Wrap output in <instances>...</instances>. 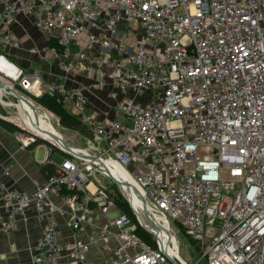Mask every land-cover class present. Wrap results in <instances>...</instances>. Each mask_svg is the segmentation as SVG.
Wrapping results in <instances>:
<instances>
[{"label":"built area","instance_id":"2783aa9c","mask_svg":"<svg viewBox=\"0 0 264 264\" xmlns=\"http://www.w3.org/2000/svg\"><path fill=\"white\" fill-rule=\"evenodd\" d=\"M21 18L31 19L47 44L44 55L61 59L68 79L91 71L96 86L108 88L115 117L102 122L87 113V88L46 85L17 66L23 90L34 82L36 97L72 102L91 137L80 152L59 146L70 156L60 164L48 148L46 163L57 174L32 192L0 183L6 216L0 215V232L11 241L17 224L36 212L43 228L33 264L84 262L98 240L110 237L120 264H189L172 223L204 251L207 264H264V0H0V60H9L2 54L8 49L23 48L14 31ZM53 42L61 52L49 48ZM37 139L25 129L17 135L23 147ZM104 160L141 187L156 218L152 224L143 216L152 230L133 214L154 244L123 212L112 219L113 231L68 241L46 216V209L63 211L50 203L57 196L76 232L92 205L104 217L117 211L96 178L101 173L113 181Z\"/></svg>","mask_w":264,"mask_h":264},{"label":"crops","instance_id":"0c3cea01","mask_svg":"<svg viewBox=\"0 0 264 264\" xmlns=\"http://www.w3.org/2000/svg\"><path fill=\"white\" fill-rule=\"evenodd\" d=\"M14 28L17 38L19 39L20 43L23 44V48L17 51L8 49L7 53L11 55L10 58L14 60L11 62H14L16 65L14 63L13 64L16 67L19 65V67L24 70L27 76L32 74L40 76L42 82L46 85L60 83L64 86H67L69 89H80L82 87L87 88L86 93L88 94L89 98L87 113L94 115L102 122L108 119H113L115 117V103L109 98L110 92L108 88L97 87V80L93 78L94 75L91 71L82 73V76L76 80H72L71 78L68 79V77L64 75L62 71L61 59H52L49 58V56L44 55L47 54V52L42 49H45V47H47V44L44 41V38H41L38 30L33 27L31 19L21 18L20 24L16 25ZM49 46L50 49H53L54 47L51 46V44H49ZM33 48H37L38 50H40L42 55H31L29 50ZM33 62L34 64L39 63L41 65L38 71L31 69L33 66ZM37 98H39V96ZM0 104L2 103L0 102ZM64 107L67 108L69 113H72V102L66 105L64 104ZM40 109L50 121L51 117L49 116V114L46 113L42 108ZM54 117H56L57 123L59 124L57 116L54 115ZM19 121L22 125H25L22 123L20 116ZM54 130H56V132L59 133L63 139L62 133L56 128H54ZM33 134L36 135L35 133ZM78 134L81 135L80 133ZM17 135V131L12 130L11 128L5 129L0 126V183L5 184L8 188L15 189L21 192H32L35 186L41 185L47 180V176L42 172V167L45 165L48 159L47 152L49 147L47 145H40L37 148H34L33 146L23 147L22 144L17 141ZM85 139L87 140V138ZM63 140L65 141V139ZM40 147L41 149L45 150V158L44 161L39 162L37 149ZM59 154L62 156L61 153ZM54 155L55 152L50 156L52 162H54ZM62 157L63 161L66 157ZM50 203L54 204L57 208H63V211L66 208L63 199L59 196L52 197L50 199ZM91 209L92 212L87 218L88 220L82 225L79 232H76V230L71 227V220L69 218V215L63 214V211L52 213L50 209H46L45 214L46 216L52 217L56 221L57 231L63 241H68L70 239L73 240L75 236L86 240V237L89 235L91 236V234L96 237L97 234L101 231H113V225H111L113 217H111V214L104 217L100 214V211L98 209H95L94 205H92ZM114 212L120 213L118 210ZM0 215L2 221H4L6 216L1 209ZM42 228L43 226L38 220L37 213L31 212L29 214L28 222H19V224H17L11 241L8 237H5V235L0 232V264H33L32 260L34 255L36 254V248L42 237ZM11 242L14 243V247H10ZM116 248L117 242L113 237H110L107 241L98 240L97 243L93 245L89 250L87 258L84 262H79L76 259L67 257L63 259L62 263L120 264V257L117 253Z\"/></svg>","mask_w":264,"mask_h":264},{"label":"rangeland","instance_id":"374dc122","mask_svg":"<svg viewBox=\"0 0 264 264\" xmlns=\"http://www.w3.org/2000/svg\"><path fill=\"white\" fill-rule=\"evenodd\" d=\"M70 51H71L72 54L78 53L79 46L76 43H72L70 45ZM2 54L4 56H6L10 61H14V60H12V58H10L11 55H9L7 53V51L3 52ZM40 67H41V65L39 63H35L34 64V62H33V66H32L31 69L38 71V69ZM2 80L3 81H6L7 80L9 83L12 81L13 87L19 93L23 94L31 102H34L36 104V106L44 109L49 114L51 113L49 110H47L46 108H43L40 104H38L36 102V98L37 97L34 94H32V93H30L28 91L23 90V88L21 87L23 78L20 81L19 80L18 81H15L14 80L15 81L14 82L13 80L10 79L11 80L10 81L8 78L2 77L0 75V81L3 82ZM5 102H9V103H13V104H16L17 103L18 104L19 101L13 95L7 94L6 95V98H5ZM27 106L28 107H31L29 105H27ZM50 116H51V119H50L51 122L50 123L53 124L54 128H56L58 131H60L62 133L63 139H65V142L70 147H74L75 149H86L87 148V140L83 136L79 135L78 133H76L74 131H68V130H66L64 127H62L60 124L57 123V119H56V117H54L53 114H50ZM0 119H3L4 121H9L13 125H16L17 127H19L21 130L25 129L27 132L31 133V131H29L26 128L25 125H22L18 121V119H19L18 111H17V109L14 106L4 107L2 104H0ZM47 124H49V121L48 120H47ZM61 138H62V136H61ZM39 139H42V138H39ZM42 140H44V139H42ZM45 141L48 142L49 144H51L52 147L55 150H56V148L59 149V146L54 145L53 143L49 142L48 140H45ZM34 148H37V147H34ZM44 155H45V150L44 149H41V147L38 148L37 149V156H38V161L39 162L40 161H44V158H45ZM62 159H63V157L58 152H56L55 155H54V162L57 163V164H60L61 161H62ZM96 178L100 181V185H102L104 187L106 186L109 191L112 190V191L116 192L117 194H122L123 193L122 196L126 199L127 202H129V193H128V196H127L125 190L121 186L118 185V184H120V182H116L115 178L112 177V179H113V181L115 183L110 178H108L107 176H103L101 173H98ZM139 204H140V202L138 201V205ZM129 205H131V209H132L131 202H129ZM140 206H141V204H140ZM137 208H138V206H137ZM140 208H141V210H140ZM140 208H138V211L140 213V216L142 218H144L143 217L144 215H142L143 214L142 213V206ZM132 213H133V209H132ZM109 214H111V217L114 218V217L117 216L118 212H114V213L111 212ZM144 222H145V220H144ZM170 228H171L172 233L174 234V236H175V238L177 240L178 247L180 249V256H181V258L185 262H187L189 264H207L206 257L204 256V251H202L201 249L197 248V245L196 244H192L190 242V240H191L190 237H188L186 235V233L183 232V230L180 227V225H178V224L175 225V224H172L171 223Z\"/></svg>","mask_w":264,"mask_h":264},{"label":"bare ground","instance_id":"6f19581e","mask_svg":"<svg viewBox=\"0 0 264 264\" xmlns=\"http://www.w3.org/2000/svg\"><path fill=\"white\" fill-rule=\"evenodd\" d=\"M19 71H20V69L18 67H16L11 61H8L7 59L0 60V74L3 75V77H7L13 81L14 80L18 81ZM1 83H3V82H1ZM3 84H5V83H3ZM5 85H8V84L6 83ZM8 86H10V85H8ZM10 87H12V86H10ZM37 87H38V85H36V84L34 85V83H33L32 86H30L29 91L35 92ZM7 94L13 95V93H11L8 89H5L4 86L0 87V102L2 103V105L4 107L14 106L18 111V115L21 117L22 123L27 125L29 128L27 126L26 127L30 131H32L33 133H35L39 137L41 136L42 138H45L47 140H51V141L57 143L60 147H64L63 142L61 140H59L61 138V136L56 132V130H54L52 124H50L49 119L47 118V116H45V114L42 112V110L40 108H37L25 96H24L25 99L20 100L18 102V104L5 102V98H6ZM27 105L31 106L32 108L28 107ZM47 120L49 121L50 125L47 124ZM71 149H73L75 152H80V149H75V148H71ZM103 163L104 164L101 166L104 168V170H106L108 172V174H110L111 177L115 178L116 182H121V180L124 182V184L128 190V193H129V202H131V204H132V209H133L134 213L140 219L142 226L144 228H146L147 230L151 231L152 227L149 228L147 225H145L144 220L140 216V213H139L138 208H137L138 201H139L141 206H142V210H143V207H145L147 209V212H148L147 215L150 218L152 217L151 221H152V224H154L156 218L153 217V215L150 213V209H148L146 207V204H144V201L142 199L143 191H142L141 187L139 185L134 184L133 180L131 179V177L129 176L127 171L123 170L122 168L120 169L118 167H115L111 163V161L104 160ZM166 229L168 230L167 225H166ZM165 232L166 231H164V233ZM165 245H166V247L168 245L167 239H165Z\"/></svg>","mask_w":264,"mask_h":264},{"label":"trees","instance_id":"16d2710c","mask_svg":"<svg viewBox=\"0 0 264 264\" xmlns=\"http://www.w3.org/2000/svg\"><path fill=\"white\" fill-rule=\"evenodd\" d=\"M52 46L56 47L60 52L62 51L61 46L58 43L53 42L51 44ZM1 75V74H0ZM3 77V75H1ZM7 78V77H5ZM9 79V78H8ZM10 80V79H9ZM3 81V80H2ZM11 81V80H10ZM5 84L7 83L8 85L13 87L12 81L9 83L7 80L3 81ZM22 95V94H21ZM36 102L38 104H40L43 108H46L47 110H49L51 113H53L54 115L57 116L58 120H59V124H61L62 127L70 130V131H74V132H78L81 135H83L85 138H89L91 137V132L89 129H87L82 123L79 122V120L72 114L69 113V111L67 110L66 107H64V104L62 102H60L56 97L53 98L51 96H49L48 94H44L42 96H39V98H36ZM34 103V102H33ZM35 104V103H34ZM36 105V104H35ZM38 107V106H37ZM39 108V107H38ZM44 110V109H43ZM45 111V110H44ZM46 113H48L47 111H45ZM49 114V113H48ZM50 116V114H49ZM51 117V116H50ZM19 121V119H18ZM20 122V121H19ZM0 126L7 129V128H11L14 131H17L18 133H21L24 131L21 130L19 127H17L16 125H13L11 122L9 121H4L3 119H0ZM32 133V132H31ZM38 137V136H37ZM41 138V137H38ZM43 139V138H42ZM42 139H37V143L33 145V147H38L40 145H47L49 148H52L53 153L55 152H59L62 154V156L68 158L70 157L69 155H67L66 153L62 152L60 149L56 148V150L52 147L51 144H49L48 142H46ZM49 142L53 143L51 140H48ZM54 145H57L55 143H53ZM58 146V145H57ZM56 164V163H55ZM54 163H45V165L42 167V172L43 174H45L47 176V179L50 178L53 175H56V165ZM119 186H121L126 194L128 195V190L124 184V182L121 180L120 184H118ZM111 193V196L114 198L116 204H117V209L120 213H126L127 215L130 216V218H132L133 222L137 225V234L140 235L142 238H144L145 240H147L149 243L154 244V239L153 236L150 233H147L138 223L137 219L134 217V214L132 213V209H131V205H129V202L126 201V199L122 196V194H117L114 191H109ZM121 193V192H120ZM140 204L138 205V208H140ZM141 210V208H140ZM143 215V214H142ZM145 220V225H147L149 228L151 227L149 225V223L146 221L145 218H142ZM190 242L192 244H195V242L191 239Z\"/></svg>","mask_w":264,"mask_h":264},{"label":"water","instance_id":"95a60500","mask_svg":"<svg viewBox=\"0 0 264 264\" xmlns=\"http://www.w3.org/2000/svg\"><path fill=\"white\" fill-rule=\"evenodd\" d=\"M3 86L5 87V89H8L11 93H13V96L18 101L25 99L24 95H21L20 93H18V91L16 89H14V88H12V87H10L8 85H5V84L0 82V87H3ZM59 140H61L63 142V144H64V147H61V149H63L66 152H69V153H74V150L71 149V147L62 138H60ZM144 204H145V202H144ZM142 213H143L144 217L147 218V221L152 223L151 218L148 217V215H147L148 212H147V209L145 207H143Z\"/></svg>","mask_w":264,"mask_h":264}]
</instances>
